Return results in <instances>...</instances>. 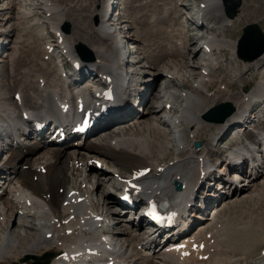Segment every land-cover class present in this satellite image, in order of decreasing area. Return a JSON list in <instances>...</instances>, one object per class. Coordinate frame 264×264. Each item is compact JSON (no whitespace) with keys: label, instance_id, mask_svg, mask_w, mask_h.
Instances as JSON below:
<instances>
[{"label":"bare ground","instance_id":"bare-ground-1","mask_svg":"<svg viewBox=\"0 0 264 264\" xmlns=\"http://www.w3.org/2000/svg\"><path fill=\"white\" fill-rule=\"evenodd\" d=\"M37 1L42 8H44L43 12H41L42 16L33 19V21L29 22L26 26L20 27V30H22L21 32L25 31V33L31 34V38L29 39H32L30 41V46L33 49L30 51L33 53L36 52L34 50L36 43L38 44L41 40H48V38H50L48 35L51 33L53 34L51 35V37L53 36V41L48 42L44 47L42 46L43 56L47 55L48 57L51 55L59 60L57 63V71L59 73L57 75H59V77L54 74L53 78H50V71L48 72V70H45V72L42 71L44 77L40 75L37 76L36 87L31 86V81H29L31 85L26 83L23 86H19L20 89L17 86V82L13 81L11 87H18L17 89L20 92H22L24 87L27 88L29 85L31 88H36L37 93L34 92L35 95L32 93L33 95L31 94L29 96L30 99L36 98L35 96L39 94H41L42 98H36L35 103L32 105L33 109L40 107L44 114H55L57 111L53 107L54 99L62 92L57 89L59 85H61L58 81L60 80L63 84L66 81L68 82V79H71L68 83L72 82L81 85L80 81L84 78L83 76L86 73L79 69L85 66L88 72H94L98 75L97 81L91 83L90 87L104 90L114 87L112 90H114L115 100L111 101L112 106L107 111L108 115H106L105 118L106 122L121 121L120 119L133 115L134 112L130 111L131 108H124L120 106L119 102V99H121L123 104H128V99L125 98L124 93L127 91L128 82L130 81L128 78L129 72L124 70L123 66L129 63L124 60L125 57H132L131 54L133 50L125 48L121 39L117 41V37L110 28L112 26L110 25L111 21L114 19L111 18L112 15L109 16L111 11H109L108 8L116 6L118 1L106 0L105 11H101L98 14L100 22H98L99 25L96 26L95 31L101 35V38L98 40L93 36V39H90V45L87 49L92 54L93 59L89 63L78 62L77 69H74V72L78 74H74V72H62L64 65L62 60L76 58L77 54L76 52L74 53L75 49L73 50V46L76 41H80L76 38L72 41V37L67 38L66 33H62L58 29L59 24L65 19V15H67L65 10H62L58 3L56 4L59 0ZM97 1L101 4L103 0ZM171 1V3H168L171 4V9L174 14L172 21L177 22L178 20H175L176 17L180 18L185 11L188 12L190 7L186 4L187 2L183 0ZM20 2H17L12 8H9L11 10L13 9L14 19L17 20L19 24H21L22 19L29 16L32 10L31 6H26L24 3L22 4ZM202 2L205 3L204 7L207 11V15L212 14V12H217L219 20L223 23H227L226 25L223 24V26L226 27L233 24V18L225 16L227 19H224L221 16V0H203L200 3ZM53 18L56 19L55 22ZM188 20L193 21L195 24L203 23V21L197 22L196 18L193 17H191V20ZM46 22L50 24V29L46 30L48 33H45L42 27V24ZM149 24V28L147 27L148 29L153 26L152 23ZM190 24H192V22H190ZM170 27L173 28L174 26ZM177 29L180 30H176L175 33L170 34L167 39L164 37L165 41L163 44L157 40L156 42L154 41L155 45L152 43L154 48L159 49L157 52H149L145 49V53L150 55L148 58H151V67L159 70V66L163 65L166 71L163 72V74L165 73L164 79L156 94L157 103H159V105L155 107L152 104H148L146 108L147 117L135 118L138 119L137 123H133L132 129L127 128L126 130L131 131L130 134L125 135V132L119 129L118 133L110 138L108 144L106 143L107 137L102 138L106 146H104L102 139L99 144L84 141L81 147L76 146L77 148L75 147L73 150L67 152H65V147H62L60 144L58 148H56L58 150L51 149L49 152L45 153L47 157H43L40 162L35 161L33 164L31 161L29 162V160H26V163H24L21 169L17 167V161L24 153L29 155L33 154L36 148H38V144L36 142L30 145L20 143L18 145L16 144L15 147L8 148L10 151L8 157L3 160V163H0V170L5 169L6 171L3 173H7V176L0 180L2 185H5L3 188L5 198L0 195V264H29L31 259L30 256L36 255L43 250L47 251L46 254L50 255L47 258L46 264H80L78 262H81L82 259L86 257L90 249L97 253L99 256V258H97L98 260L106 261L107 258L103 256L111 253L109 248L110 242L106 238L107 232L109 233L108 235L115 237L112 233L114 230L112 228L114 226H106L107 219L112 212L110 209L111 201L110 198H108L107 201L103 200L101 211L96 212L93 210L94 201L91 194H93L92 192L95 187L98 188L105 184V181L100 178L109 174H111L113 180L112 187L119 186L120 191H123L126 187H130V184H135L139 186L140 195L158 193L161 196L167 197L171 205L179 206L180 204L179 213H181L184 221L190 216L189 214H193V212L190 213V211H193L192 208L196 205L195 199L198 190L202 193L206 190V192H204L206 202L205 208H208L210 202L212 204L213 201L222 199L225 192H222L223 190L220 191V189H217V192L216 189L210 192L212 187L207 186L209 182L206 184V181H208L207 179L209 178L221 181L220 179L223 178L220 171L217 172L220 168V166L216 165V161L219 157L223 159L224 156L225 159L222 162L226 165V168L235 171L230 163L231 157L233 158L235 155H237V158L242 157L243 149L247 147L246 141L256 142L264 139V120L261 118L254 120L250 115L254 109H257V114L264 115V111H262L264 108V82L260 81L257 86L253 87L248 92L236 95L228 94L235 83H228L226 81L223 68L219 66L220 60L218 56L227 48L231 51L230 54L233 58L239 59L236 53L235 42H233L232 39L226 38L224 35L226 32L230 35L228 32H230L231 29H221L219 23L216 27L218 30L217 32L207 28L205 33L197 37L202 42L197 49L201 53V63L189 61V55L194 56L192 50L184 52V49H188L189 37H192V40H196V35L195 37L188 35V33L190 34V32H192L191 29H189V31L184 30L182 34L181 31L184 28L178 27ZM195 30L196 32L201 31L199 26H196L193 32H195ZM251 31L254 30L251 29ZM161 32L164 34L166 30H163L160 26L157 27L155 23L154 31H152L151 34L156 35ZM221 32L222 37L220 40H217L216 34H220ZM86 33H90V31ZM33 34L37 42L33 40ZM58 36L61 38L59 41L57 40ZM19 38L20 37H18V39ZM103 38L111 40V50L104 49L105 45ZM18 39L15 40V43L18 42ZM125 42L128 43L127 41ZM120 45L123 48L122 51H120ZM78 48L82 49L80 46H78ZM49 49L50 51L48 53ZM241 50L240 48V51ZM255 52H257V49L250 51L248 54H243V57H241L243 61L239 63V65L241 64L242 67H244L243 70L248 69L251 63L255 65L261 63L257 67V70L258 72L261 70L264 71V53L257 54L254 57ZM79 54L81 53L79 52ZM246 55H248L249 58L246 57ZM14 56L15 53L13 51L8 54L9 65L12 64V60L15 58ZM84 56H86V54ZM185 56L188 59L187 62L177 63L174 60L177 59V57L184 59ZM85 58L90 60V56H86ZM36 61L35 59L34 62ZM56 62L57 60L55 63ZM60 62L63 64H60ZM136 62L137 61L132 62V64ZM32 65L33 64H31V66ZM239 65L237 67H239ZM197 67V74L190 73L189 77L185 78L184 70L186 68L196 70ZM30 70L31 69L28 68L27 72ZM214 70L219 71V73L221 72L218 79L214 78L215 76L212 73ZM262 71V77H264V72ZM232 73L234 74L235 72L233 71ZM236 74L237 75H233V77L238 82L240 80L239 74ZM31 75L30 73H21V76L26 80H28ZM100 77H102V79ZM146 83L147 82H142L139 84L143 87ZM26 88L24 89L26 90ZM85 90V88L82 89V87L74 84L71 90L67 89L65 91L64 97L69 95L75 98H82L86 101L87 92ZM149 90L150 88L146 87L144 95L139 93L141 96L138 97L140 102L141 100L142 102L145 100ZM19 91L16 92L19 93ZM233 92L236 93L235 90H233ZM217 99L223 102H230L234 111L221 123L207 122L202 118V114L212 106ZM26 100V96L19 93V102L13 100L15 105H12L20 107V111H24L25 114H27L25 108H23V102ZM64 102H67V100ZM8 104L9 103L0 93L1 122H14V120L18 119L16 113L11 110ZM161 105L163 113L166 114L168 113L167 111L177 113V120L170 121L169 118L163 115L157 120L153 118L156 110L159 109L160 111ZM167 105L168 107H166ZM168 124H172L173 126L172 131H169V135L170 138H172L171 141L175 149L174 152L172 151V154L166 156L169 142L168 133H166V131L168 132L170 127L168 129L166 128L165 131L164 126H168ZM236 124L239 129H243L242 136L240 138L232 137L230 143L221 146L220 143L222 139L226 135L227 137L229 136L230 132L234 129L233 126ZM205 131H207L206 134ZM3 136V133L0 132V143ZM197 140H201L202 145L200 148L195 149L193 148V142ZM22 148L23 150H21ZM81 148L83 149V154L77 153L76 149ZM247 149L249 148L247 147ZM3 150L4 149H1V151ZM71 151L72 153H69ZM92 155L96 156L94 158L103 161V163H105L107 159L109 161V163H107L111 166V169H100L92 175L89 174L91 169L87 164V159ZM28 158L30 159L32 157L29 156ZM62 158L67 160V162L61 161ZM128 161H131V163ZM237 161V165H239L243 174H245L244 166L240 165L242 164V160ZM62 162H64L65 168L62 167ZM70 168L72 171L71 173L79 177L78 181H76V179L74 182L69 180L68 169ZM116 169H118L119 172ZM219 170H221V168ZM224 170L225 168H222V171ZM137 172H140V176L132 177V175H135ZM249 177L250 176L246 178L248 179L246 185L244 184L245 182H242L243 180L239 182L243 184L241 187L243 192H241V194L250 189L251 194L249 199L254 200V198H258L260 194L258 193V189H260L261 185L254 183V181H256L255 179L249 180ZM90 178L93 179L92 183ZM174 181L183 183L184 187L181 191H175L174 188H172V182ZM225 181L223 185L226 186L228 184V188L233 187L232 196L236 191L241 190L238 188L237 182H235L233 178ZM262 192H264V190ZM252 193L254 194L252 195ZM110 194L111 193L108 192L107 195L110 196ZM213 194H215L216 197H213ZM238 195H240V193ZM78 196H81L80 202H76ZM245 198H247V196L243 195L242 198L235 199L229 202L225 207L220 208L215 215L213 217L211 216L204 224L198 225L196 232L188 233L192 225L187 226L180 240L168 243L167 246L172 245L170 249L164 251L163 248L160 251H155L156 254L152 253L153 257L157 259L155 264H251V262L256 259L259 260L254 264H264V246H262L259 253H257V246L264 245V218H259L256 215H254V217L251 215L250 217L248 215L250 218L258 221L257 224H254L253 222L250 223V221H247L249 217L245 216L243 213L244 210L241 209V205L237 213L233 212L232 209L230 210L231 206L235 207V204L237 206V203H240L242 200L244 201ZM249 199L247 198V200ZM251 205L253 204L251 203ZM18 209L23 211L24 214ZM263 210L262 208L260 209L261 212ZM231 211L233 213H231ZM206 212L207 210L205 213ZM97 216L99 217L98 220H96ZM144 219V216L139 214L137 223L132 225V222H130L131 227L120 231L122 236H127L128 238L126 237L127 240H119V244L122 245L125 241L127 247H132V251L129 255H125L126 252L123 253L124 251H121V255L124 256V258H122L124 264H138L135 259H137V256H139L140 259V255H142L141 259L143 255L144 257H148L147 250H145L143 254L133 250L137 244H140V246L146 244L147 240L145 239L153 235L147 232L148 235L146 237L139 235L141 238H138V234H140L138 232L142 230L140 221ZM11 220L15 223L17 234L9 230V223ZM132 227L134 228L132 229ZM115 228L120 230L117 227ZM103 230L106 232H102ZM220 235L223 236L221 241L218 240ZM218 241L220 242L219 245ZM200 242L205 243L204 249L198 247ZM193 243H197V246L193 247ZM111 246L113 248L112 252L118 256L114 250L115 244ZM127 247H125L124 250H126ZM262 252L263 255H261ZM137 253L139 255H137ZM205 255H207L206 259L204 257ZM9 258L13 259V261L8 263L7 261ZM64 258H66L68 262H63ZM87 263L88 262H86V264ZM146 264L148 263L146 262Z\"/></svg>","mask_w":264,"mask_h":264},{"label":"rangeland","instance_id":"rangeland-1","mask_svg":"<svg viewBox=\"0 0 264 264\" xmlns=\"http://www.w3.org/2000/svg\"><path fill=\"white\" fill-rule=\"evenodd\" d=\"M117 1H118V4L116 3L117 5L112 8L113 10L111 11V14H109V16L112 15L111 18L115 20V21L114 20L111 21L110 25H112V26L110 28L113 31V34H115V36L117 37V41L119 39H121V42L124 44L125 48H127L128 50H133V53L131 54L132 57H125V60H124L126 62L129 59H132L131 61H128L130 64L128 63V64H126V66L124 65L123 69L129 72L128 73L129 80L131 78L132 80H134L133 82H135V80L138 81L139 79H140L139 83L147 82L146 85L143 87H141L140 84L138 83L137 94L139 97H141L139 95V93H142V95L145 94L146 87L150 88L149 93L146 96L145 100L143 102L141 100V102L139 104L140 107L143 108L142 114H137L134 116V120L136 123H137L138 119H135V118L147 117V114H146L147 109L146 108H147L148 104H152L155 107L159 105V103H157L156 94H157V91L159 89V86L163 82L164 74H165V73L163 74V72L166 71V68L163 65L159 66V70H156L155 68L151 67V58L150 57L148 58V56H150V55L145 53V49H146V51H149V52H152V51L157 52L159 50L158 48H154V46H153V45H155L156 40L158 42L160 41V43L163 44L165 41L164 37H166V39H167V37L170 34L175 33L176 30H180V29H177L178 27L184 28V29H182L181 34L184 30L189 31V29H191L192 32H190V34L188 33V35L193 36V37H195V35H196V38H197L200 35H202V33H205V30L208 27H210L209 28L210 30L217 32L218 30L216 29V27H217V25H219V23L221 25V29H231V31L228 32V33H230V35H228L227 32L224 35L226 38L232 39V41L235 42V46L237 44L238 39L240 40L242 37L243 28L246 27L247 25L255 24L264 33V0H240V5L237 7V13L235 14V16L232 19L233 24L226 26V27L223 26V24L226 25L227 23H223L219 20V15L217 12H212V14H210V15L208 14L209 15L208 18L211 19L212 22L206 20L205 24L204 23L195 24V23H193V21H189L188 19L185 21L182 18V15L186 14L187 13L186 11H185L186 13L182 12L183 14L181 15L180 18L176 17L175 20H178V21L174 22V21H172L174 14H173V11L171 9V7H172L170 4L172 2L171 0H117ZM183 1H186L187 2L186 4H188L189 7H193V5L196 6L198 3H200L203 0H183ZM17 2L18 3L20 2L22 4L24 3V5H26V6H31V9H32L29 16L25 19H22L21 24H19V22H17V20L14 19L13 9L12 10L9 9V8H12V6L14 4H16ZM168 2H170V3H168ZM57 3L62 10H65V13L67 14V15H65V19L59 24V28L62 31H64L61 25H63V23H66L68 25V32H64V33H66V37L67 38L72 37L73 38L72 41L75 40L74 38L80 40V41H76L74 43L73 50L75 49V44H79V43L85 44V46L88 48V46L90 45V39H93V36H95L96 39L100 40L101 35L97 31H95V28L97 25H99L98 22H100L98 14L101 11L102 12L105 11L106 0H103L101 4H99L97 0H59L58 2H56V4ZM221 7H222V5H221ZM43 10H44V8H42V6L38 3L37 0H0V26L2 28V29L0 28V30H1V32H0V43H2V42L4 43V44L0 45V93L2 94V97H4L5 100L9 103L8 106L11 108V110L13 108H15V106H13L15 104H14V101L12 100L11 96H12V93L14 90H18L17 88L19 86H23L26 83L30 84L29 81H31L32 85L31 84L30 85L36 87L37 86V82H36L37 76L40 75V76L44 77L42 75L43 74L42 71L45 72V70H48V72L50 71V73H49V75L51 74L50 78H53L54 74H55V76L59 77V75H57V74H59L57 71V68H58L57 63L59 60L55 56L54 57L53 56H49V57L43 56V47L46 46V44L48 42L53 41V39H52L53 36L51 37V35H53V34L52 33L49 34L48 36H50V38H48V40H46V41L41 40L40 42H38V44L36 43V45L32 44V45L36 46L34 49L36 52L33 53L30 51L31 49H33L30 46V41L32 39H29V38H31V34L25 33V31L21 32L22 30H20V27H24L27 24H29V22L33 21V19H36V18H39L40 16H42L41 12H43ZM222 11L224 12V10L223 9L221 10V16L224 19H227L225 12L223 13ZM191 17H190V20H191ZM53 21L55 22L56 19L53 18ZM190 22H192V24H190ZM149 23L153 24V26L151 25L152 27L150 29H148L149 25H150ZM155 23H156L157 27L160 26V28H162L163 30H166V33L163 34V32H161V33L156 34V35L151 34L152 31H154V24ZM205 25H206V27H205ZM49 26H50L49 22L42 24V27H43L45 33H48L46 31V29L48 28L47 30H49L50 29ZM170 26H174V27L171 28ZM196 26H199V29L201 31L196 32V30H195V32H193V30L195 29ZM27 31H30V30H27ZM89 31H90V33H86ZM221 34H222V32L220 34H216L217 40L221 39V37H222ZM18 37H20V38L18 39ZM17 39H18V42L15 43V40H17ZM33 40L36 41L34 34H33ZM110 41L111 40H108L107 38H103V42L105 45L104 49H106V50L112 49V43ZM125 41H127L128 43H126ZM250 41H251L250 46L245 49L246 53L247 52L249 53L250 51L256 49V46L254 45V43L256 45L258 44V40L256 37H251ZM152 43H153V45H152ZM201 43L202 42L200 41V39L197 38L196 40H194V39L192 40V37H189V41H188L189 45H187L188 49H184V52H187L189 50H192V52H194V56L189 55L188 59L190 62L194 61L196 63H201L200 62L201 53L197 50L199 48V46L201 45ZM118 44H119V42H118ZM116 48H118V47H116ZM122 50H123V48L120 45V51H122ZM11 51H13L15 53V56H14L15 58H14V60H12V64L9 65L8 64V60H9L8 54L11 53ZM74 53H75V50H74ZM230 53H231V51L228 50L227 48H225L223 50L222 54H220V56H218L219 60H220V61L218 60L219 66L221 68H223V73L225 75L226 81L228 83L229 82L235 83V85H236V86L234 85V87L231 88V91L228 94L236 95V94L248 92L253 87L257 86V84L260 81L264 82V77H262L263 73H261L262 70L260 72H258V70H257V67L261 63L258 65L251 63L252 65L250 64V66H248V69L243 70L244 67H242L241 64L239 65V63H241L243 60L241 58H239V59L233 58ZM155 54H157V53H155ZM54 58L57 60V62L55 63V66H56L55 69H54V61H55ZM35 59L37 60L36 62H34ZM188 59L185 56L184 59H180L179 57H177V59H174V60L177 63L178 62L183 63V62H187ZM13 61H14V63H13ZM135 61H137V62L135 64H132V62H135ZM31 64H33L34 66L33 65L31 66ZM44 64H45V66H44ZM60 64H63V63L60 62ZM238 65H239V67H237ZM12 67H13V70H12ZM10 68L12 70V73H11ZM28 68L31 69L29 72H27ZM193 70H191V68H186L184 70L185 78H188L190 73H194V74L198 73V67L196 70L195 69H193ZM63 71L64 72H66V71L71 72V69H70L68 64H65ZM233 71L235 72L234 74L232 73ZM262 72H264V71H262ZM21 73L22 74L30 73L32 75L29 77L28 80H26L24 77L21 76ZM89 73L92 74V77H91V75H88L91 78L89 80L85 81L86 76H87L85 74L83 76L85 79L82 80V81H84L82 83H87L90 86L91 83L97 81L98 75L95 74L94 72H89ZM212 73L214 74L215 79H218V77H220L219 75L221 74V72L219 73V71H217V70L212 71ZM236 73L239 74L240 80L238 82L233 77V75H237ZM74 74H78V73L74 72ZM45 78H46V76H45ZM13 81L17 82L18 87H15V86L11 87V85H13ZM69 81H71V79H68V82ZM30 85L27 88L24 87V88H26V90L23 88L22 92H20L19 90L18 91L23 96H26L27 100L25 102H23V106L27 107L30 111H32V110H37L35 108L33 109V107H32V105L36 101V98H42V97H41V94H39V95L35 96L36 98L30 99L29 96L32 93L33 94H34V92L37 93L36 88H31ZM28 88H30V89H28ZM19 89H20V87H19ZM61 89H64V87ZM233 90H235L236 93L233 92ZM218 102H221V100L217 99L214 104H216ZM138 109H139V107H138ZM167 112L169 113L170 111H167ZM168 113H166V114L163 113L162 105H161L160 111H159V109H157L155 116L153 118H155L157 120L159 117H162V115L166 116ZM16 116H17V118H19V114H16ZM123 119L124 118H122L120 120H123ZM171 120L172 119H170V121ZM140 121H141V119H140ZM132 125H133V123H120L119 127H120V129H122L125 132V133L124 132L123 133L126 135V134H130L131 131H126V130H127V128L132 129L131 128ZM169 127H170V129L167 132L166 128L168 129ZM172 129H173L172 124L171 125L168 124V126H164V130L166 131V133H168L167 135L169 137V139H168L169 140L168 150L166 152V156H169L170 154H172V151L174 152V149H175V147L173 146V142L171 141L172 138H170V135H169L170 134L169 131H172ZM110 130H113V129H110ZM118 130L115 132H112L110 134H107V131H104L105 132L104 134H106V135H104V136L99 135V137H98V135H95L94 137L89 139L90 140L89 142H93L94 144H99L103 137H107L106 143L108 144L110 141V138L114 134L118 133ZM206 133H207V131H205V134ZM230 141H231V135H229L228 137L226 135L222 139V142L220 143V145L225 146L226 144L230 143ZM102 142H103L104 146H106L103 139H102ZM75 147L76 146H74L73 148H70L68 150L65 148V150H66L65 152L73 150ZM56 148H58V146L54 147V148H47L43 151L42 150L36 151L37 150V148H36V150L31 155L24 153V155H26V156L22 155L20 157V159L17 161V163H18L17 167H20V165L24 166V163H26V160H29V162L31 161L32 163L35 161L40 162V161H42V158H43V157H41L40 154H42L44 156L45 153L49 152V150H51V149L58 150ZM247 150H249V149H247ZM0 152L5 153L6 151L5 150L1 151V149H0ZM76 152L83 154L82 148L76 149ZM1 153H0V163H3V156H1ZM9 153H10V151L8 150V153L5 156V158L8 157ZM69 153H72V151ZM248 154H250V153H248ZM29 156H31L32 158L29 159L28 158ZM91 157L94 158L96 156L92 155ZM97 158H99V157H97ZM64 160L65 159L62 158L61 161H64ZM105 161L109 163V161L107 159ZM128 162L131 163V161H128ZM89 164L91 165V162H89ZM61 165H62V167L65 168L64 162H62ZM23 166H22V168H23ZM102 168L107 169V168H109V166L107 164H105V165L102 164L101 169ZM220 168H221V170H219ZM220 168L218 169L217 172L220 171V173L223 174L222 173L223 167L220 166ZM20 169H21V167H20ZM5 171H6L5 169L0 170V180H2L5 176H7V173H3ZM8 172H10V171H8ZM90 172H91V170H90ZM92 172L95 173V172H97V170H93ZM247 173H248V170H246V174ZM261 175H262V178H259L260 181H257L258 179L256 181H254V183H256L257 185H261V187H260L261 190L258 189V191H259L258 193H260L259 194L260 197L258 196V198H256V199L254 198V200L253 199L250 200L249 199V196L251 194L250 189L248 191H245V193H242V194H241V192H243V189H241L240 195H236V196L234 195L233 197L224 196L222 199H219V201H218L219 204H217V205H216L217 200L213 201L212 204L210 202L209 203L210 208L208 209V211H209L208 216H210V217L206 216L204 223L207 220H209V218H211V215L213 217L215 215V213L220 208L225 207L226 205H228L229 202H232L235 199L242 198L243 195L247 196V198L249 200H247V198H245L244 201L242 200L240 202L241 204L238 202L237 206H236V204L234 205L235 207L231 206L230 210L232 209L233 212L237 213L240 210V205H241L243 207V208L241 207V209L244 210L243 213L245 214V216L249 215L251 217V215H252L254 217V215H256L259 218H261V217L264 218L263 217L264 216V210L262 212L260 211L261 208L264 209V201H263L264 200V192H262L264 190V185H263L264 175L263 174H261ZM232 176H235V174L228 175V177H232ZM222 177L224 178L225 176L222 175ZM103 178H100V179L105 181V186L102 185V186H99L98 188L95 187V189L92 192L93 194L95 193V196L99 199L101 198V196L104 192H107V191L110 192L111 186L113 184V182H111V184H110V181H112L111 174L106 175ZM75 179L76 178H74L72 181L74 182ZM207 180L208 181H206V184H207V182L211 181L212 179L209 178ZM216 182L221 183V181H218V179L214 180L213 185L210 186V187H212V189H210V192L215 191V189L217 192ZM252 184H253V182H252ZM103 186H104V188H101ZM240 186H241V184H239L238 188H240ZM4 187H5V185H2V183L0 182V188L2 189L0 191V195H1V192H3ZM222 189L225 193H229L231 190V188H228V185H226V186L223 185ZM199 192H201V191L198 190L197 194H201V195H198L199 200H196V202L200 203V198L202 197V193H199ZM107 194L103 196L102 201L99 203L100 207L95 202L93 203V210L94 211L97 212L98 209H99V211H101L103 200L107 201L108 198H110L111 204L114 203L113 201L115 200V198H114V196L111 195L112 193L110 194V196ZM203 194H204V192H203ZM253 194L254 193H252V195ZM92 196L93 195H91V197ZM213 197H216V195L213 194ZM246 201H249V202L251 201L250 205H249V202H246ZM251 203L253 205H251ZM112 207L114 208V204ZM228 207H230V206H228ZM110 209H111V205H110ZM245 209H249V210H245ZM206 210H207V208L204 207L203 211L205 212ZM257 210H259V211H257ZM232 211H231V213H233ZM113 212L114 211L112 210V212L110 213L109 216H111L113 214ZM123 215H125V214H123ZM123 215L119 216V215L113 214L111 217L112 220L114 221V223L117 224V225L112 224V226H114L112 228V229H114L112 233H113V235H115V237H116L115 239H117L116 241H118V243H119V240H127V238H128L127 236H125V237L122 236L120 234V231L124 230L125 228L131 227L130 222H129L130 225L123 227L122 223L125 222V219H123V218H121L119 220L117 219V217H123ZM128 216H129V213L126 214L125 218H128ZM138 217H139V215H138ZM250 217L248 218L249 220H247V221H250V223L253 222L254 224L258 223L257 220H254ZM11 221L9 223V230H10V232L17 234V229L15 228V223L13 221L12 222ZM115 227H117V228L119 227L120 230L116 229ZM133 228L134 227H132V229ZM196 229H198V228L196 227ZM138 231H139V229H138ZM141 231L142 230H140L138 233H140ZM141 234L142 233L138 234V238L139 237L141 238V236L146 237L148 235V233H146L145 235H141ZM139 235H141V236H139ZM221 239H223L222 235H220L218 240L221 241ZM219 241H218V245L220 243ZM221 244L223 245L222 242H221ZM262 246H264V245L257 246V253H259V250ZM126 247H127V243H126ZM128 247L126 248V250L123 249L122 252L124 251L123 253H125L127 251V249L129 250L130 247L129 248ZM119 249L121 250V248H118V251H120ZM131 251H132V247L130 248L129 252H131ZM153 253L156 254V252H153ZM261 255H263V252L261 253ZM33 256L34 255L30 256L31 257L30 263L36 262L39 260V259H35V258L32 259ZM37 256L39 257V255H37ZM140 256L142 257V255H140ZM136 258L137 259H135V260H137V263L142 264V262L139 261V256H137ZM143 258H144V255H143ZM143 258H142V260H143ZM258 260L257 259L254 260L255 262L252 261L251 264L257 263ZM11 261H13V259L9 258L7 262L9 263ZM143 264H146V262Z\"/></svg>","mask_w":264,"mask_h":264},{"label":"water","instance_id":"water-1","mask_svg":"<svg viewBox=\"0 0 264 264\" xmlns=\"http://www.w3.org/2000/svg\"><path fill=\"white\" fill-rule=\"evenodd\" d=\"M224 10L228 17H234L237 13V7L240 5V0H223ZM64 32L67 30V26L62 27ZM253 29L254 31H251ZM251 37H256L258 44L256 46L257 52L254 53V57L257 54H261L264 51V33L256 26L255 24H250L244 27L242 37L239 41V56L243 57V54L246 53L245 49L250 46ZM243 45V46H242ZM82 52L86 54L87 57L90 56V52L83 46ZM240 48L242 49L240 51ZM245 48V49H244ZM248 54V52L246 53ZM89 55V56H88ZM248 57V55H246ZM249 58V57H248ZM233 107L230 103H219L214 108H211L205 115L204 118L213 122H222L225 117L231 114Z\"/></svg>","mask_w":264,"mask_h":264},{"label":"snow or ice","instance_id":"snow-or-ice-1","mask_svg":"<svg viewBox=\"0 0 264 264\" xmlns=\"http://www.w3.org/2000/svg\"><path fill=\"white\" fill-rule=\"evenodd\" d=\"M139 175V174H138ZM125 199H127V196H125ZM149 216H151L154 220H159L160 217L156 214L155 209L151 208L148 213ZM182 247V246H181Z\"/></svg>","mask_w":264,"mask_h":264}]
</instances>
